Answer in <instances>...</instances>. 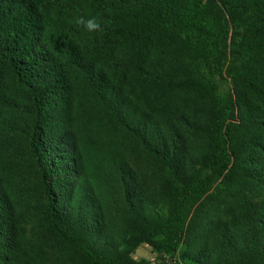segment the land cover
Returning <instances> with one entry per match:
<instances>
[{"label": "trees", "instance_id": "16d2710c", "mask_svg": "<svg viewBox=\"0 0 264 264\" xmlns=\"http://www.w3.org/2000/svg\"><path fill=\"white\" fill-rule=\"evenodd\" d=\"M0 264H264V0H0Z\"/></svg>", "mask_w": 264, "mask_h": 264}, {"label": "rangeland", "instance_id": "374dc122", "mask_svg": "<svg viewBox=\"0 0 264 264\" xmlns=\"http://www.w3.org/2000/svg\"><path fill=\"white\" fill-rule=\"evenodd\" d=\"M132 256L135 259L146 258L151 262H153L154 260V253L152 252L151 247H149L148 245H143V244L137 247V249L132 254Z\"/></svg>", "mask_w": 264, "mask_h": 264}, {"label": "clouds", "instance_id": "9594fccd", "mask_svg": "<svg viewBox=\"0 0 264 264\" xmlns=\"http://www.w3.org/2000/svg\"><path fill=\"white\" fill-rule=\"evenodd\" d=\"M87 27L89 28V30H93L99 28V25L95 22V19L92 18L87 21Z\"/></svg>", "mask_w": 264, "mask_h": 264}]
</instances>
